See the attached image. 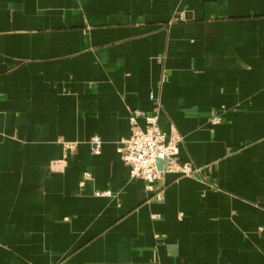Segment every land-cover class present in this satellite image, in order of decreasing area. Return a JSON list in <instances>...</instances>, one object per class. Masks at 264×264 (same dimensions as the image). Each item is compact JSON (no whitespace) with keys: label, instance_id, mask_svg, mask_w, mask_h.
<instances>
[{"label":"crops","instance_id":"obj_1","mask_svg":"<svg viewBox=\"0 0 264 264\" xmlns=\"http://www.w3.org/2000/svg\"><path fill=\"white\" fill-rule=\"evenodd\" d=\"M150 93L202 167L153 191ZM0 264H264V0H0Z\"/></svg>","mask_w":264,"mask_h":264},{"label":"built area","instance_id":"obj_2","mask_svg":"<svg viewBox=\"0 0 264 264\" xmlns=\"http://www.w3.org/2000/svg\"><path fill=\"white\" fill-rule=\"evenodd\" d=\"M155 105L149 111L135 108L129 114L130 132L119 139L118 151L120 158L128 165L129 174L144 180L147 190H155V183L164 172H173L182 176H199L202 170L200 165L191 161H181L178 158L179 143L182 136L171 126L168 131L158 125L160 101L150 93ZM142 118L143 124H140ZM219 121L218 116L212 117V122ZM67 145V144H66ZM73 146L72 143L67 145ZM91 151L98 154L101 150V139L93 135L90 139ZM158 159L162 160V167H157ZM84 175H87L85 173ZM97 194L110 195L109 190L96 191ZM159 197V193L157 192Z\"/></svg>","mask_w":264,"mask_h":264},{"label":"water","instance_id":"obj_3","mask_svg":"<svg viewBox=\"0 0 264 264\" xmlns=\"http://www.w3.org/2000/svg\"><path fill=\"white\" fill-rule=\"evenodd\" d=\"M157 167L160 169L162 167V160L158 159L157 161Z\"/></svg>","mask_w":264,"mask_h":264}]
</instances>
